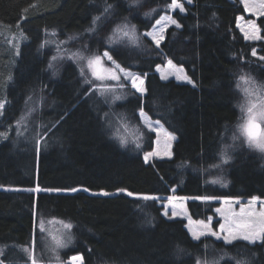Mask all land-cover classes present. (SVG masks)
Wrapping results in <instances>:
<instances>
[{"label":"trees","instance_id":"trees-1","mask_svg":"<svg viewBox=\"0 0 264 264\" xmlns=\"http://www.w3.org/2000/svg\"><path fill=\"white\" fill-rule=\"evenodd\" d=\"M170 1L142 0L134 11L132 0H0V100L7 101L0 116V133H7L0 139L4 264H31L21 248L33 238L34 212L72 225L71 242L66 238L67 247L56 248L65 261L79 254L83 264H264L259 242L195 241L185 219L166 217L158 199L137 200L118 191L157 197L174 188L189 197L193 219H206L216 205L196 197L264 198V157L239 148L229 150L227 163L219 161L239 117L233 84L242 69L264 80V64L252 56L253 49L264 53V42L248 41L237 29L236 19L245 13L240 0H192L184 3V13L172 12L181 27L169 26L157 48L142 32L168 11ZM107 4L112 8L104 17ZM148 8L158 11L145 17ZM97 16L102 19L93 25ZM124 16L132 18L139 40L106 44L110 25ZM255 20L264 38V15ZM49 31L63 41L76 37L68 47L84 48L86 42L107 48L123 67L144 77L145 93L116 85L121 99L113 103L88 92L73 61L51 70L52 48L41 47ZM16 35L23 39L19 55L11 42ZM167 59L183 67L193 84L162 79L155 67ZM30 106L34 111L26 115ZM141 108L176 136L171 158L145 162L154 133L142 127ZM22 115L26 120L17 124ZM120 122L143 133L141 147L130 138L121 144L115 130ZM220 165L223 175L213 183L208 171ZM37 185L42 191H29Z\"/></svg>","mask_w":264,"mask_h":264},{"label":"rangeland","instance_id":"rangeland-1","mask_svg":"<svg viewBox=\"0 0 264 264\" xmlns=\"http://www.w3.org/2000/svg\"><path fill=\"white\" fill-rule=\"evenodd\" d=\"M240 1H241L243 8H244L245 13L243 15H238V17L236 19L237 29L240 31V33L243 35L244 38H245V33H248L249 35L256 33L261 37V39H258V40H249V39L245 38L248 41H251V42L263 41L264 42V38H262V36L260 34V29L256 23V20H255L256 17L260 16L258 14L259 12H264V8L260 7L261 0H247V5L245 4V0H240ZM181 2L183 3V0H181ZM170 3H171V1L166 4L168 11L163 12L158 17H156V19L154 20L151 27L149 29L143 31L142 34L146 33V32H154L153 25H155L156 20H159L162 16H171L172 17L171 14L174 10H171L168 8V5ZM141 6H142V0H141L140 4H138V5L134 4V7H135L134 11H136L137 9H138V11H140ZM132 8H133V6H132ZM247 9H251V11H249ZM151 10H153V8H148L145 10L144 13L150 12ZM154 13H153V15H154ZM130 19L132 20V18H130V16H126V17L124 16V18H120L119 20L115 21L113 25H110L109 29L107 30L106 36L103 39L105 41V43L109 44L107 37L113 35V29H115L117 25L123 26L124 24H127L128 29H125V30H130L131 26H132ZM163 26L164 25L162 23L160 26H158V28L163 27ZM169 26H171V24H168V26L165 28V30ZM158 28L155 30L157 33H158ZM165 30L163 32V35L165 34ZM52 32L53 31H49L48 32L49 34L45 35L44 39L51 40V41H54L56 43H58L59 41H63L62 39H59L57 34L55 36H53ZM69 36H72V34ZM116 36L118 37L119 33H117ZM68 37L66 39V41H68V42L64 45H61V48L64 50L62 52V55L64 57L63 59H57L56 61H52V57L58 55L56 43H50V44L44 46L45 48L46 47L52 48L50 61H52L53 67H51V70H54V68H55L58 71V69L64 63V61L65 62L73 61L77 65L78 72L80 73V75H81V69L82 68L84 69V75L83 76L81 75L82 81L84 83H85L86 79L94 81V83L92 85L89 84V89L92 88L93 90L89 91V89H88V92H92L94 94L101 95L102 98L103 97H105V98L109 97L113 103H115L119 100V99H116V100L113 99L114 96H119V94L116 90V85L123 84L125 82L126 84H123L122 88L129 89V90H135L134 88H132L131 82L124 79V73H117L118 75H120V81H116V80H112V79H106L104 81H100V80L95 79V77L92 76V70L87 67V59H69L68 57L73 56V54H76L78 57L79 56L91 57L94 55H102V53L105 51H108L109 55H111V56H112V54L107 48H104L102 50H100V49L98 50V48H92V47L89 48L87 46V44L89 45V43L86 44V42H85V44L82 45V47H84V48H72L71 46L68 47V43L71 41V40L70 41L68 40ZM147 38L151 40V37H147ZM12 39L13 40H11V42H13L15 45L19 44L21 42V40H23L21 35H16ZM114 39H116V37H114ZM130 42H131V40L128 37H123L122 39H118L113 44L114 45H117V44L118 45H122V44L128 45V44H130ZM153 44L155 45L154 42H153ZM14 50H16V49H14ZM96 50H98L99 52ZM256 51H257V57H256L257 59L259 56H264V53H262V54L258 53V49H256ZM112 58L116 62V64H118L122 69L125 70V72L138 74L144 79V77L141 74L133 72L132 70L123 67L120 63H118V61L113 56H112ZM169 60L170 59H167L163 64L157 65V66H159V70H157V66H156L155 67L156 73L161 78H162V76H167L168 78H172L176 81L188 82L186 80H177L176 79L175 73L179 70H182V71H180L181 75L187 76V74L185 73V70L183 69V67L177 65L173 61H172V64L174 67H169L168 63H167ZM259 62L264 64V61H259ZM103 67L105 69H113L114 68L112 62L107 61V60L104 61ZM102 74H104L106 76L110 75L107 72H104ZM241 75L250 76L256 82L257 85L264 86V80L258 79L256 77H254L253 75H250L246 71V69H242L238 73V76L235 79V84H233V92L235 94V104H236L237 110L239 112V115H238L239 117H238L237 123L234 126V129L232 131L227 132L228 134H227L225 141H224L225 145H224V143L222 145L223 146L222 148H224V149L221 150V152H226L227 156L230 157L229 156L230 151H233V150L239 149V148H244L249 152H255V153L259 154L261 157H264V152H261L259 149L255 148V147H249L246 138L244 136H241L239 133V130H238V126L241 123H243L244 119L246 118V112L242 111L241 105L247 106L249 103V100H251L253 103H260L261 102V101L256 100L255 95L248 96L245 94L244 90L245 89H251L253 86L251 84H246L243 81H240L239 77ZM86 84H88V83H86ZM101 86H107L110 89H114V91H106V92H103V94H102L100 91H96V88L101 87ZM143 87L145 88L144 83H143ZM262 93H264V89H262ZM138 94H140V93H138ZM32 107L33 106H30V108H28L27 113L30 109H32ZM139 117H140V115H139ZM149 118L150 117L148 115H146L143 118V120L148 121ZM25 120H26V118L23 121H25ZM150 120L153 124V127H157L156 122H159V121L152 119V118H150ZM140 121L142 122L141 118H140ZM120 123L122 124V127L117 126L115 128V130L117 131V135H119V137H123L125 139L130 138V140L132 142H136V138L138 137V135L134 131H132L130 128L126 127L124 125V123H122V122H120ZM153 133H154V140H153V149L151 151H154L157 148L163 150L165 147V144L170 143L171 144L170 151L172 152L173 142L176 139L175 135L173 133H171L169 130H167L162 125L161 122H159V126L157 127V131H153ZM233 136H237L239 138L234 140ZM169 137H174V139H169ZM157 141H159V143H157ZM239 144L242 147H239ZM151 151H148V152H151ZM145 153H147V152H145ZM145 153L143 154V157L145 156ZM152 158H154V157H152ZM159 158H167V157H159ZM221 159L222 158L220 155L219 161H221ZM223 169H224V167L220 165L219 169H216L214 171H208V174H210L209 177L212 178L213 181L219 182L221 179V175H223ZM173 189H172L171 193L168 195L157 196L159 198L158 199L159 202L164 207L163 208V214L165 213V211H167V215H165V216L168 218H171V217L175 218L176 217V218L185 219V226H186V229L190 235H191L190 229L193 231L204 230V226L199 223L201 221H203L205 224H207L209 218H211V228L214 231H219V226L221 223L226 224V227H227L230 225L238 226L239 224L247 221L249 218L246 215H241V209L242 208L245 210V212H248L252 209L259 211L261 207H264V198L259 197V196H255V197H259L260 200L254 202L251 205V208L249 207V202L251 201V198L254 196L249 197V198H231V197L215 198V197H213L214 199H211V201L216 202V205L212 208L213 213L209 214L206 217V219H200V218L193 219L189 215V211L187 208V200L189 199V197L175 194ZM99 193H103V192H99ZM208 201H210V200H208ZM216 209H221V212H219V213L216 212ZM39 220H42L45 222L44 223V229L45 230L43 233H41L39 228H37V230L35 232L36 243H35L34 251H35V255H36L38 264H65L66 262H69V260L65 261L61 258L60 251L59 252L56 251V248H57L56 247V240H61V241L65 242V239L67 238L69 243L72 240L71 229L69 230V229L65 228V225L69 224V223L65 220L52 218V217H40ZM69 237H71L70 241H69ZM213 239H215V238L213 237ZM29 245L30 246L28 248L31 250L32 240H31V243ZM57 256L59 257V260H57ZM203 264H206V263L203 262Z\"/></svg>","mask_w":264,"mask_h":264},{"label":"snow or ice","instance_id":"snow-or-ice-1","mask_svg":"<svg viewBox=\"0 0 264 264\" xmlns=\"http://www.w3.org/2000/svg\"><path fill=\"white\" fill-rule=\"evenodd\" d=\"M133 4H140L141 0H132ZM184 3L187 4H192V0H183V3L181 0H171V3L168 5V8L171 10H179L180 13H184L186 9L184 8ZM245 4L247 5V0H245ZM34 7V5H33ZM261 8H264V0H261ZM112 8L111 4H107L103 10L102 16L106 17L107 14L109 13L110 9ZM251 11V9H247ZM26 11V10H24ZM158 11L157 9H153L150 12H146L144 15L145 17H149L153 15L154 12ZM259 15H264V12H259ZM102 16H97L93 18V25L97 23V21H100L102 19ZM22 19H27V17H22ZM163 23V27H159ZM168 24L175 25L177 28H180L181 25L173 19L171 16H162L159 20H156L155 25H153L154 32H146L143 33L142 35L144 37H151V40L155 43V46L159 48L161 41L164 39L163 32L165 28L168 26ZM19 26V22H18ZM158 28V33L155 31ZM128 29V25L124 24L123 26L117 25L115 29H113V35L107 37L108 43L113 44L115 43L118 39H122L123 37H128L133 43H136L139 40V37L135 35L136 28L135 25L131 26L130 30H125ZM47 32V29L45 30ZM89 32H95V28H90L88 30ZM119 33V36L117 37L116 34ZM52 35L55 36L56 33L55 31L52 32ZM116 37V39H114ZM26 39V37H24ZM76 37L74 36H69L68 40H73ZM245 38L249 40H258L261 39V37L253 33L249 35L248 33H245ZM68 41H59L58 43L51 41V40H46L44 43L41 44V47H44L46 44L50 43H56V48H57V53L58 55L52 57V61H56L57 59H63L62 52L64 51L61 48V45L66 44ZM9 43H11L9 41ZM19 46H16V55H19ZM252 56L257 57V51L256 49L252 50ZM69 59H87V67L92 70V76L95 77V79L104 81L106 79H112L116 81H120V75L117 73H124V79L127 81L131 82L132 88H134L138 93L141 95L144 94L146 89L143 87L144 80L143 78L138 75V74H133L130 72H125L124 69H122L116 62L113 60L112 56L109 55L108 51H105L102 53V55H94L91 57H83V56H77L76 54H73V56L68 57ZM110 61L112 62L114 68L113 69H105L103 67L104 61ZM259 61H264V56H259L258 57ZM52 61L49 62V67H53ZM169 67H174L172 64V61L169 60L168 62ZM157 70H159V66H157ZM179 70L177 71L176 74V79L177 80H186L189 83H192L190 78H188L186 75H181ZM107 72L110 75L106 76L102 73ZM81 75H84V69H81ZM147 75V74H145ZM167 76H162V79H167ZM12 77L9 76L7 78V82L11 81ZM240 81H243L246 84H251L253 87L251 89H245V94L248 96H256L257 101H261L260 103H253L251 100H249V103L247 106L241 105L242 111L246 112V118L244 119V122L241 123L238 126V130L241 136H244L247 140V143L249 147H255L259 149L261 152H264V93H262V89H264V86L257 85L256 82L250 77L246 75H241L239 77ZM85 83H88L92 85L94 81L92 80H85ZM239 86V85H238ZM119 87H123V84H119ZM93 89L90 88L89 91H92ZM96 91H100L102 94L103 92L106 91H114V89H110L107 86H101L96 88ZM114 100L116 99H121L119 96H114ZM6 100H0V116L4 114L5 108H6ZM31 111H34V109H30L28 111V114L31 113ZM140 118L142 120V127L145 129V131L148 132H153L157 131V127L159 126V122H156L157 127H153V124L149 118L148 121H144L143 118L147 115L144 113L143 108L140 110ZM107 113L105 116L107 117ZM25 119V115H22L20 120L17 121V124H20L21 121ZM11 127V126H10ZM7 138V133H0V139ZM143 138V133H141L140 136L136 138V145L137 148L141 147L139 141ZM239 137L233 136V139H238ZM169 139H174V137H169ZM121 144L124 145L127 143L126 139L121 137L120 140ZM159 143V141H157ZM171 149V144L166 143L165 147L163 150L157 148L154 151L147 152L145 153L144 160L147 163L150 158L152 157H172V152L170 151ZM221 162L222 163H227L230 157L227 156L226 152H221ZM215 166V165H214ZM216 181H213L215 183ZM29 191H34V192H39L42 191L39 188V185H37L36 188L34 189H29ZM47 191H59L58 189L53 190V189H48ZM71 191H77V189H71ZM119 192L126 193L127 196L133 197L134 199L137 200H152L156 201L159 199L158 197L155 196H150L147 194H136L132 192H128L126 189H118ZM102 195L108 196L110 193L103 192L101 193ZM195 199H200V200H211L214 199L213 197H196ZM259 197H252L251 201L249 202V207L251 208V205L259 201ZM216 212H221V209H216ZM164 215H167V211H165ZM241 215H246L249 219L238 226L230 225L226 227V224L221 223L219 226V231H214L211 228V218H209L208 223L205 224L203 221L199 222L204 226V230L202 231H191V236L192 239L195 241H199L202 237H208V238H215L218 241H222L225 245H232L234 242L237 241H244L247 242L248 244L255 245L257 242H259L262 246H264V207H261L259 211H256L255 209H252L248 212H245V210L242 208L241 209ZM44 221L39 220V218L36 216L34 212V228H33V238H32V248L31 250L27 247L21 248V251L26 253L28 255V258L31 261V264H38L36 255H35V232L37 228L41 231V233L44 232ZM66 229H71L72 225L66 224L65 225ZM71 237H69L70 241ZM56 247L58 248H64L67 247V243L61 240H56ZM207 247V246H205ZM4 249L0 247V256L3 255ZM57 260H59V257L57 256ZM0 264H4L3 259H0ZM69 264H83V256L82 255H74L69 258ZM197 264H200L199 261H197ZM237 264H244L242 261H238Z\"/></svg>","mask_w":264,"mask_h":264},{"label":"bare ground","instance_id":"bare-ground-1","mask_svg":"<svg viewBox=\"0 0 264 264\" xmlns=\"http://www.w3.org/2000/svg\"><path fill=\"white\" fill-rule=\"evenodd\" d=\"M223 122V121H222ZM223 128V127H222ZM222 132V131H221ZM222 134V133H221ZM224 135V134H223ZM221 137V136H220ZM219 138H217V140H218ZM224 145H225V143H224ZM147 152V151H146ZM218 169V168H217ZM205 184V183H204ZM209 184V183H208ZM206 185V184H205ZM198 201V200H197ZM198 217V216H197Z\"/></svg>","mask_w":264,"mask_h":264}]
</instances>
